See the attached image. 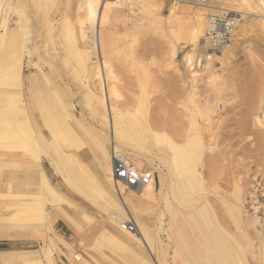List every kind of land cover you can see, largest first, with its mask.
Returning a JSON list of instances; mask_svg holds the SVG:
<instances>
[{
  "label": "rangeland",
  "instance_id": "374dc122",
  "mask_svg": "<svg viewBox=\"0 0 264 264\" xmlns=\"http://www.w3.org/2000/svg\"><path fill=\"white\" fill-rule=\"evenodd\" d=\"M30 1L26 0L25 5L31 26L33 24L30 29L32 41L23 38L21 44L19 43L15 48L12 47V51L15 50L18 55H22L27 52L26 46L35 47L33 56L39 58L41 65L45 64L44 71L47 73L51 85L60 89L59 95L76 106L78 111L76 113L84 123L88 126H99L85 101L87 96H96V93L89 87V75L85 70L79 68L75 60L76 51L88 47V44L86 45L80 38L76 28L78 6L82 0H64L66 11L57 14H55V10H57L55 7L59 0L56 1V5L52 9L46 0H38V4H35L36 0ZM16 2L14 0L13 5ZM102 2H107V5L111 7L105 26V31L110 39L106 61L108 65L111 64V66L109 65L111 73L108 72L106 76L107 87L113 88L118 97L115 101L117 106L114 107L113 100L111 101V109L122 116L124 121L127 118L126 115L131 114L140 124L149 125L150 131L136 128L132 134L144 144L147 150L149 146H152L158 154L157 144L154 142L152 134L161 137L166 135L180 146L185 144L188 135H196V138L194 136L193 139L192 149H196L197 159H195V165L191 167L195 175L193 177L190 174L176 176L192 181L202 190L203 187L206 188L218 182L220 179L218 171L222 166H225L233 172L236 184L241 187L242 191L243 182L251 172H264V123L261 127L255 125L256 119H261L264 122V12H250L241 18L236 28L237 36L234 37V41L230 45V56L225 60L215 61L209 69L205 68V62L202 61L203 65L201 64L199 67V76L192 81L185 59L188 53L194 54L189 42L188 34L191 21L186 7L196 9L201 6H195L184 0L182 2L184 9L171 15L170 8L173 3L168 0H102ZM37 6H39L38 9H36ZM46 12L48 18L49 16L54 17L53 22L56 24L55 30L52 33L49 31L51 34L47 33ZM16 18L15 14L11 17L10 24L13 28L16 27L14 24ZM64 23H71L72 31H65ZM58 26L60 27L58 28ZM31 31L33 32L31 33ZM204 44L205 42L202 40V45ZM3 52L4 47L1 41L0 134L3 131H9L11 120L18 116L9 103L11 98L18 96V90L14 86L6 88L3 83V79L6 77L4 61H2ZM24 67V79L37 72V69L28 65L27 62ZM25 92L24 89L22 92L24 96ZM29 113L31 117L34 116L32 118L34 120L42 118L40 109L35 108L34 111V108H30ZM159 122H163L164 126L162 129L154 130L152 125ZM194 129L198 131L197 134L194 133ZM45 132L50 135L49 130L45 129ZM93 132L100 134L94 127ZM146 134L149 137H145ZM21 137L23 136L21 135ZM105 141L107 142L109 139L105 138ZM118 144L127 157V153L140 152L138 147L131 142L120 141ZM45 151L47 150L44 149ZM18 152L19 144L16 138L0 140V155L18 154L20 156L21 154ZM160 155L163 156L166 164H171L166 154L164 156V153H160ZM142 156L143 163H153L157 166L155 171L160 174L161 178V186L157 190L159 192H156L154 200L145 206L147 210V206L152 205L159 195L163 194L167 181L163 163L147 154ZM47 162L49 163H45L47 169L52 174L51 166L59 178H53V184L49 179L51 184L68 195L70 200L92 219L87 222L81 216L78 217L80 226L77 233L80 242L75 243L78 246L75 248L76 253L83 255L88 260L94 257V264L98 260H104L106 256L118 260L128 256L138 262L125 250L113 248L105 242L103 232L111 230L112 227L110 228L109 220L101 215L102 212L88 200H93V196H96L97 193L93 181L87 176L81 177L75 173L77 178L79 176L78 180L87 193L86 197L79 196L69 190L67 186L62 185L59 171L50 161ZM0 163L5 165V168L15 165L11 164L12 162L1 161V159ZM12 186L16 188V184ZM14 193L17 194L15 190ZM128 194L133 195L134 198L138 196V194L124 191L123 197ZM17 203V199L0 200V226H12L8 219L12 216L13 211L8 207ZM56 207L58 205L47 202L49 210ZM67 208L69 213L74 215V208L71 206ZM143 215L151 219L150 215ZM132 216L134 217V215ZM31 224L33 225L31 226ZM35 224L33 221L21 219L18 220L17 226L15 225L18 228L15 227L14 230L22 232L24 236L30 231L44 230L48 237L60 238L58 232L53 230L52 233L45 230L42 225ZM52 228H54V224ZM257 232L264 241V233ZM12 241L5 245L0 244V264H22L21 259L27 256L40 258L42 257L41 248L45 247L47 243L37 242L31 246L29 244L22 246L20 243ZM68 255L74 257L75 252L69 250ZM54 259L55 264L66 263L57 253H55Z\"/></svg>",
  "mask_w": 264,
  "mask_h": 264
},
{
  "label": "bare ground",
  "instance_id": "6f19581e",
  "mask_svg": "<svg viewBox=\"0 0 264 264\" xmlns=\"http://www.w3.org/2000/svg\"><path fill=\"white\" fill-rule=\"evenodd\" d=\"M13 1L14 0H7L5 2L0 1V42L2 41V46L4 47L2 61H4L3 65L6 72V77L3 79V83L6 88H8L7 86H11L12 88L14 86L16 87V90H18V96L11 98V100L9 99V103L13 106L15 113L18 114V116L11 120L10 130L7 127L9 131H3L0 134V140L16 138L18 141V153L21 154V158H19L20 160H17V164L13 165V167L24 170V165H28V168H32L35 164H38L43 160L50 161L59 171L62 185L64 187L67 186L69 190L83 197H86L87 193L78 180L79 176L77 178L75 173H77V175L79 174L81 177H89L93 181L97 193L96 196H93V200H88L102 212L101 215L109 220L112 227V230H105L103 232L105 242L113 248L125 250L131 254L133 258L138 260V262H136L135 260L128 258V256L123 257L120 260L106 256L104 257V260H98L96 264H155L153 262V255L157 253V251L158 253L161 251L159 248L155 247L156 240L150 234L147 227L151 219L143 215L141 211L142 208L154 200L156 192L159 191H157V187L155 188L154 181H152V183L146 186L144 190L138 194V206L134 205L128 199H125L123 197L125 191L124 187L120 185L119 191L115 188L116 185L113 181V154H119L120 156L125 157L124 151L118 143L120 141H128L135 144L140 150L139 153H127L128 157L126 156L129 163L135 166V168L143 170L144 168L149 167L155 171L157 166L153 165V163H143L142 155L147 154L150 157L162 160L164 158L160 153H165L167 154L168 160H170L173 167V172L176 175L185 176L190 174L193 177L195 174H193L194 170H192L191 167L195 165L197 154L195 152L196 149H192V145L194 144L193 139L194 136L196 138V135L192 134L187 136L186 134V140L184 139L185 137L183 138L186 142L183 146H180L166 135L161 137L152 134L153 140L157 144L156 148L158 149V154L157 151H154L152 146H149L147 150L144 144L132 134L136 128H139L140 130L145 129L147 132L150 131L149 125L145 123L140 124L131 114H127L128 116L126 115L127 118L124 121L122 116H119L115 110L111 109V101L113 100L112 105L115 107L117 106L115 101L118 98L114 89H109L107 87L106 76L108 72L111 73V64H109V66L106 61L110 39L105 31L111 7L107 5V2H102V0H82L78 6L77 13L76 28L81 36L80 38L83 39L86 45L88 44V47L86 46V49L77 50L75 60L79 68L85 70L89 75V87L91 91L96 93V96H87L85 101L87 102L92 117L99 126H88L76 113L78 112L76 106L71 104L72 102L69 103L64 100L59 95L60 89L51 85L50 79L44 71L45 64L41 65L39 58L37 59L33 56L35 53V47L33 48L31 45L28 47L26 46L27 52L22 55H18L15 50L12 51V47L15 48L19 43L21 44L23 38L29 40L32 39H30V29L33 27V24L31 26L26 13V0H16L17 2L16 4L14 3V5L12 3ZM46 1L48 2V6L51 5L50 8L52 9L53 6L56 5L57 0ZM185 1L191 2L195 6H201L196 9L186 7V11L190 16L191 21L188 34L189 42L193 48L194 54L188 53L185 59L193 81V79L196 80L195 78L199 76V67L202 64V61L205 62V68L209 69L214 65L215 61L225 60L231 54V46H228L220 52H213L211 50L210 40L206 36L209 27V16L212 14L232 12L237 19V28L238 22H240L241 18H244L248 13L264 12V0H218L216 3L204 4L194 3L190 0ZM34 2L36 4L38 0ZM41 2L40 4L42 6L43 2ZM56 6L55 9L57 8V10H55V14L65 13L66 3L64 0H59ZM38 8L39 6H37L36 9ZM182 9H184V7H182V2H175L171 5L170 14L174 15ZM14 14L17 18L14 21L16 27L13 28L10 23L11 17ZM47 16L48 13L46 14V17ZM53 18L54 17L50 16L49 18H46L48 24L47 33H52V31L55 30L56 24L53 22ZM59 27L60 26H58V28ZM63 28L65 31H72L71 23H64ZM32 32L33 31H31V33ZM236 33L237 31H235L234 37L237 36ZM202 40L205 42L204 45H202ZM26 62L28 65L34 66L35 69H37V72L32 74L29 78L24 79V64ZM24 89L26 90L25 96L22 93ZM30 108H34V111L35 108L40 109L42 113V116H40L42 118H38L39 120L32 119L34 116L31 117L29 113ZM133 121H136V124ZM263 123L264 122L261 119L255 120L256 127H261ZM163 126V122H159L158 124H153L152 128L154 130L162 129ZM93 127L98 130L100 134H94ZM45 129L49 130L50 135L46 134L47 132H45ZM181 131L183 133V130ZM197 132V130L194 131L195 134H197ZM182 133L181 135H183ZM198 134L201 135L200 133ZM21 135L23 137H21ZM145 137L149 136L146 134ZM105 138H108L109 141L106 142ZM197 139L199 140V138ZM44 149L47 151L44 152ZM185 184L186 182H182V185ZM2 185L3 183L0 178V200L17 199L18 203L8 207V209L13 211L12 216L8 219V222H10V225L12 226H8L9 228L0 227V237H4V232L7 233L8 231H13L17 226L18 220L21 219L33 221L36 223L35 225H42L45 230L51 231L52 233V226L56 220H61L75 231H77L80 226L78 217L81 216V218L87 220V222L92 220L88 215L83 213L82 209L77 204L66 197L61 190L51 184L44 171L40 172L37 179L26 178L24 180H19L16 184V188L12 185H8L7 192L1 190ZM14 190L17 194L14 193ZM159 196H162V193ZM47 202L56 204L58 207L49 210L47 208ZM63 206L73 207L75 210V212H73L74 215L69 213L70 211H66ZM225 207L227 206L225 205ZM227 208L230 209V212L234 214L233 216L238 220V223L241 224V211L239 212L238 209H233L229 206ZM132 215H134V217ZM250 218L253 227L257 231L264 233V217ZM127 221H132L136 224V231L129 232L123 228V224ZM32 225L33 224H31V226ZM19 227L21 228V226ZM162 228V223H160L159 229L163 231ZM217 231L219 234H222V230L220 231V229H218ZM42 232L45 231L42 230ZM46 239L48 243H46L45 247L41 248L42 257H24L21 259L22 264H55V253H57L62 259L66 260V264H94V257H92L91 261L77 253H75L74 257L65 254L61 250L60 245H64L68 250L73 249L61 239L55 237H46Z\"/></svg>",
  "mask_w": 264,
  "mask_h": 264
},
{
  "label": "crops",
  "instance_id": "0c3cea01",
  "mask_svg": "<svg viewBox=\"0 0 264 264\" xmlns=\"http://www.w3.org/2000/svg\"><path fill=\"white\" fill-rule=\"evenodd\" d=\"M3 155L5 154L0 155L1 161L12 162L11 164L15 165L16 161L21 158L18 154H7L1 157ZM158 161L163 163L167 186L162 196L156 199V202L147 206V210L144 207L145 210L142 209L141 211V213L151 216L147 227L156 240L155 247L161 251L160 253L157 251L153 255L155 264H264L263 238L253 227L251 218L246 214L243 204L247 191V181L249 176L255 173L254 171L245 178L243 192L241 187L236 184L233 172L225 166H222L218 171L220 173L218 182L212 186L203 187L201 190L192 181L178 178L173 172L172 165L166 164L164 159ZM45 163L48 162L41 161L32 168L24 165V170L17 167L5 168V165L0 163V178L3 183L1 190L7 192L8 185H15L19 180L37 179L41 171L47 174L53 184V178H58V176L50 166L51 174ZM133 167L135 168V166ZM136 169L142 172L151 171L155 188L160 189L161 178L157 171L149 167L143 170ZM182 182H186V184L182 185ZM62 193L65 195L63 191ZM65 196L68 197V195ZM124 197L134 205L139 204V196L134 198L128 194ZM222 203L227 207L241 211V224L238 223L230 209ZM63 208L69 212L67 207L63 206ZM160 223H162L163 231L159 229ZM218 229L222 230V234L218 233ZM53 230L58 232V236H60V238H55L67 243L76 253L75 248L78 246L75 243L80 242L77 231L61 220H56ZM46 237L48 235L42 231H30L24 236L22 232L13 230L4 232V237H0V244H8L12 241L11 239H14L12 242L20 243L22 246L28 244L31 246L37 242L48 243ZM63 246L60 245L61 250L65 254H69L68 248ZM64 261L66 262V260Z\"/></svg>",
  "mask_w": 264,
  "mask_h": 264
},
{
  "label": "built area",
  "instance_id": "2783aa9c",
  "mask_svg": "<svg viewBox=\"0 0 264 264\" xmlns=\"http://www.w3.org/2000/svg\"><path fill=\"white\" fill-rule=\"evenodd\" d=\"M171 3L184 0H168ZM194 3H216L218 0H190ZM209 27L206 36L210 40L211 50L220 52L231 45L236 31V17L232 12L212 14L209 16ZM112 174L115 188L123 186L125 191L140 194L153 181L151 171L142 172L134 168L127 158L113 154ZM247 215L255 218L264 217V172L252 173L247 181V191L243 201ZM123 228L129 232L136 231V224L127 221Z\"/></svg>",
  "mask_w": 264,
  "mask_h": 264
}]
</instances>
